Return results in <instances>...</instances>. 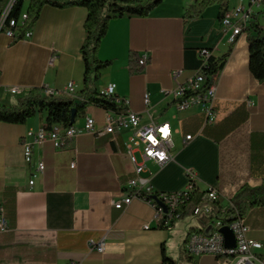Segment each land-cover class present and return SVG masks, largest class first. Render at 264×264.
<instances>
[{"label":"crops","instance_id":"0c3cea01","mask_svg":"<svg viewBox=\"0 0 264 264\" xmlns=\"http://www.w3.org/2000/svg\"><path fill=\"white\" fill-rule=\"evenodd\" d=\"M193 2L164 0L149 16L113 19L98 51L99 59L111 64L101 71L97 88L104 92L115 83L116 95L128 100L123 104L125 111L140 113L143 123L169 121L176 130L175 161L162 167L147 161L149 170L142 173L156 191L184 190L188 168L197 172L202 190L211 185L229 194L244 185L260 186L264 180V82L250 71L248 32L230 43L229 34L222 31L219 6L212 5L199 18L188 20L184 12ZM248 2L230 0L229 8ZM86 17L85 7L46 5L30 38L12 40L0 33V102L14 106L32 88L62 89L69 81L76 82L79 95L86 72L81 52ZM255 18L264 24V3ZM204 48L217 58L231 49L217 75L213 121H208L202 105L179 111L173 97L163 93L202 68L200 50ZM145 52L150 54L149 64L131 73L130 54ZM176 70H182L177 78ZM12 86L24 92L15 95L9 91ZM111 113L90 105L75 124L82 128L88 116L100 129ZM45 118L40 112L25 123L0 121V204L10 224L7 232H0V264L186 261L185 241L197 219L175 221L163 229L155 209L143 199H134L125 210L114 207L134 175L124 147L130 132L98 136L82 130L64 147L56 148L51 141L34 146V161L27 164L21 139L29 130L41 129ZM187 135L192 138L184 143ZM37 161H44V172H37ZM73 161L75 168L70 166ZM33 175L35 182L30 185ZM245 218L248 235L263 244L255 253L264 258V206L251 208ZM100 238L106 241L102 253L90 247L92 239ZM164 256L174 263L164 261ZM194 262L223 264L210 254Z\"/></svg>","mask_w":264,"mask_h":264},{"label":"built area","instance_id":"2783aa9c","mask_svg":"<svg viewBox=\"0 0 264 264\" xmlns=\"http://www.w3.org/2000/svg\"><path fill=\"white\" fill-rule=\"evenodd\" d=\"M17 0H8L0 16V33L6 34L12 40L28 39L32 36V27L27 28L23 33L18 28L28 18L25 10L19 18H11L7 24L9 14ZM264 0H249L248 3H241L235 7L228 8L220 22L222 31L229 34L230 43H234L239 35L246 32V28L255 18L256 13L262 8ZM203 61L202 68L195 71L185 82L178 83L174 90H164L163 93L171 95L174 99V106L179 110H185L194 105H202L206 112L208 121H213L216 117V81L217 75H209L206 72L209 58L213 56L209 49L200 50ZM150 62V54L145 52L138 56V68L145 69ZM182 70L173 72L177 78ZM209 80V85L204 92V85ZM9 91L15 95H20L24 91L19 86H12ZM47 96L66 95L68 98L78 97V85L75 81H69L62 89L44 87ZM104 93L115 96L124 105L128 104L127 99H122L116 95V84L110 83ZM150 103L149 93L145 95V104ZM84 130L90 134L103 136L114 134L118 131L128 130L129 136L124 141L125 152L130 162L134 166V175L127 180L125 191L119 200L114 202V207L125 210L134 199L139 198L148 202L156 211L158 223L164 218V224L170 228L172 221L176 218V213L180 210L185 198L195 189H200L198 185L199 176L193 168L186 169L188 184L181 191H156L150 184L149 177H143L142 173L149 170L147 161H153L160 167L169 162L175 161L173 149L175 147L176 130L169 121L151 120L143 123L138 112L127 110L125 112H112L107 124L98 129L92 117H86L82 128L76 124L64 127L61 124H53L49 129L42 127L39 130H29L21 139L24 149V159L27 164L34 161V146L42 145L47 141L53 142L56 148L64 147L69 140L76 137ZM151 137V139H150ZM192 135H187L184 143H187ZM141 157V159L139 158ZM71 168H75L76 162L71 163ZM46 165L44 161L36 162L37 172H44ZM35 176L30 179V185L35 182ZM202 190V189H201ZM205 202L197 204L193 210L194 216H209L211 214L210 202L220 200L222 197L223 209L231 203L236 193H223L222 190L207 186L205 189ZM213 229L209 234L202 232H192L188 235L185 248L191 256L198 258L204 254H210L222 261L223 264H264V258L256 255L255 250L263 247L258 241L248 235V225L245 216L240 217L226 225L222 224L219 218H215ZM148 228V226H145ZM229 227L235 237V245L232 248L226 246L225 236L221 229ZM10 229L7 213L4 207L0 206V232H7ZM105 238L92 239L90 247L92 250L104 252Z\"/></svg>","mask_w":264,"mask_h":264},{"label":"trees","instance_id":"16d2710c","mask_svg":"<svg viewBox=\"0 0 264 264\" xmlns=\"http://www.w3.org/2000/svg\"><path fill=\"white\" fill-rule=\"evenodd\" d=\"M7 1L0 0V16ZM163 2L164 0H17L11 9L7 24L11 18H19L22 11L25 10L28 18L18 27L21 33L34 25L46 5L59 8L81 6L87 9V17L84 23L86 36L81 47L86 65L84 88L75 99L47 96L44 93V88H32L19 96L17 105L12 106L0 102V121L25 123L41 112L46 114L43 127L49 129L56 123L64 127L74 125L78 118L85 115L90 105L116 113L125 112L122 102L115 96L107 95L97 88L101 71L111 64V61H102L98 57L101 42L113 19L149 16ZM212 5L219 6V18L221 20L224 12L229 8L230 0H194L192 4L186 7L184 15L188 20L197 19ZM246 32H248L249 41L250 71L259 81L264 82V24L254 18L246 28ZM230 51L231 49L219 58L211 56L208 65L205 67L206 72L209 75H218ZM140 70L138 68V55L131 53L130 72L134 73ZM208 85L209 80L204 85V92ZM74 111L75 119L72 117ZM205 193V190L199 188L190 193L176 213L172 225L177 219L193 215L195 206L205 202ZM210 205L211 214L209 216H197V224L189 228L188 235L192 232H202L203 227L215 218H219L222 224L226 225L245 216L251 208L264 206V180L260 186H242L226 209H223L221 200L212 201ZM164 221L163 218L159 222V227L168 229ZM182 255L186 260L191 261V264H195L194 257L188 254L185 245ZM164 261L174 263L167 256H164Z\"/></svg>","mask_w":264,"mask_h":264},{"label":"rangeland","instance_id":"374dc122","mask_svg":"<svg viewBox=\"0 0 264 264\" xmlns=\"http://www.w3.org/2000/svg\"><path fill=\"white\" fill-rule=\"evenodd\" d=\"M25 7H26V5H25ZM187 184H188V180H187ZM183 220H190V221L192 220V221H195L196 220V216H194V215L191 214V215L186 216L184 218L177 219L176 221H183ZM213 220L210 223H208L207 225H205L203 227L204 233L209 234L212 231L213 225H214V221ZM180 264H191V261L186 260V261H184L183 263H180Z\"/></svg>","mask_w":264,"mask_h":264},{"label":"water","instance_id":"95a60500","mask_svg":"<svg viewBox=\"0 0 264 264\" xmlns=\"http://www.w3.org/2000/svg\"><path fill=\"white\" fill-rule=\"evenodd\" d=\"M73 119H75V111L73 112ZM222 233L225 236V240H226V246L229 248L234 247L235 245V237L234 234L232 232V230L229 227H223L221 229Z\"/></svg>","mask_w":264,"mask_h":264},{"label":"snow or ice","instance_id":"6c2138e0","mask_svg":"<svg viewBox=\"0 0 264 264\" xmlns=\"http://www.w3.org/2000/svg\"><path fill=\"white\" fill-rule=\"evenodd\" d=\"M150 139H151V137H150Z\"/></svg>","mask_w":264,"mask_h":264}]
</instances>
